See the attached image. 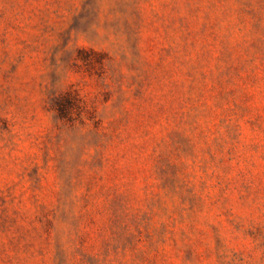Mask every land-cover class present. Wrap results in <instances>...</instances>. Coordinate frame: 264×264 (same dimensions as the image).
I'll use <instances>...</instances> for the list:
<instances>
[{"label": "rangeland", "instance_id": "1", "mask_svg": "<svg viewBox=\"0 0 264 264\" xmlns=\"http://www.w3.org/2000/svg\"><path fill=\"white\" fill-rule=\"evenodd\" d=\"M0 264H264V0H0Z\"/></svg>", "mask_w": 264, "mask_h": 264}]
</instances>
